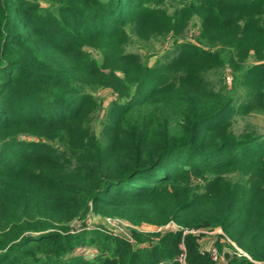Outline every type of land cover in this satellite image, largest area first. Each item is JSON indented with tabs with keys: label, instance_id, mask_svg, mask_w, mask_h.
Returning a JSON list of instances; mask_svg holds the SVG:
<instances>
[{
	"label": "trees",
	"instance_id": "1",
	"mask_svg": "<svg viewBox=\"0 0 264 264\" xmlns=\"http://www.w3.org/2000/svg\"><path fill=\"white\" fill-rule=\"evenodd\" d=\"M190 2L170 15L165 0H0V264H264V135L233 131L264 111V0ZM194 14L196 42L168 62L125 51ZM226 61L240 104L206 79ZM89 216L177 229L72 228ZM202 228L248 257L214 261ZM89 247L99 259L76 252Z\"/></svg>",
	"mask_w": 264,
	"mask_h": 264
},
{
	"label": "rangeland",
	"instance_id": "2",
	"mask_svg": "<svg viewBox=\"0 0 264 264\" xmlns=\"http://www.w3.org/2000/svg\"><path fill=\"white\" fill-rule=\"evenodd\" d=\"M190 1L191 0H185L179 2L178 0H165L162 9H166L167 13L172 15L180 9L188 10V8H192L193 4ZM200 25L201 21L199 17L194 14V16L192 15L190 17L188 26L177 35H153L148 40H142L134 34H129V40L125 46V51L127 53L138 55L142 60V63L147 64L148 66L164 64L175 57L182 43L186 41L196 42L201 27ZM253 62L254 59L250 58L247 61V65H252ZM206 79L216 91L233 96L237 104L244 102L246 95L248 94L247 90L234 80L229 62L227 61L222 67L210 72L206 76ZM96 97L101 101V107L94 116L92 128L97 135H100L102 122L105 119L109 104L114 100V95H112L111 90L103 89L96 93ZM233 131L236 134L248 131L253 132L255 135H264V111L254 112L245 116L237 115L234 119ZM72 228L76 232L85 230H104L110 235L126 238L130 241H132V231L152 234L177 229L172 224L162 228L148 225L137 227L125 220L117 218H100L98 216H89L84 222L76 221L72 224ZM191 233L197 237L200 249L203 252H210L213 254V250H215L220 260L222 262L224 261L223 263H225L228 255L244 256L221 229L202 228L199 230H192ZM87 239H90V236H88ZM233 249H235L236 252H234ZM76 252L78 254L83 252L85 255L90 254L91 256L88 255L90 260H97L100 256L99 250L94 247H89L84 251L82 248H77Z\"/></svg>",
	"mask_w": 264,
	"mask_h": 264
},
{
	"label": "built area",
	"instance_id": "3",
	"mask_svg": "<svg viewBox=\"0 0 264 264\" xmlns=\"http://www.w3.org/2000/svg\"><path fill=\"white\" fill-rule=\"evenodd\" d=\"M237 249H238V248H237ZM239 252H240L242 255L247 256V255H246L243 251H241L240 249H239ZM211 256H212V259H213L214 261H216V262H218V261L220 260V258L217 256V253L215 252V250H213V254H211ZM247 257H248V256H247ZM218 259H219V260H218ZM179 260L182 261V262H184V260H185V253H184V252L180 255ZM256 264H261V263H256Z\"/></svg>",
	"mask_w": 264,
	"mask_h": 264
}]
</instances>
